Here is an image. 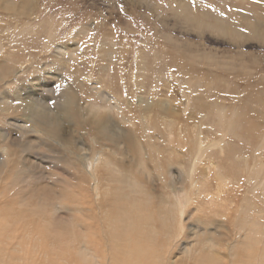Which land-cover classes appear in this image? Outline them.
Instances as JSON below:
<instances>
[{"label": "rangeland", "instance_id": "obj_1", "mask_svg": "<svg viewBox=\"0 0 264 264\" xmlns=\"http://www.w3.org/2000/svg\"><path fill=\"white\" fill-rule=\"evenodd\" d=\"M0 264H264V0H0Z\"/></svg>", "mask_w": 264, "mask_h": 264}, {"label": "bare ground", "instance_id": "obj_2", "mask_svg": "<svg viewBox=\"0 0 264 264\" xmlns=\"http://www.w3.org/2000/svg\"><path fill=\"white\" fill-rule=\"evenodd\" d=\"M62 53V52H61ZM71 95V94H70ZM70 95H68V99H69V102H70V99H71V96ZM73 101V100H72ZM20 104V103H19ZM18 107V106H17ZM21 107V106H20ZM116 108H118V109H120V105L118 104V106H116ZM108 165V164H107ZM179 214V213H178ZM182 228V221H181V219H180V224H179V230ZM85 258V257H84ZM87 261H89L90 259L88 258L87 259V257L85 258ZM91 262V261H90ZM86 263V262H85Z\"/></svg>", "mask_w": 264, "mask_h": 264}]
</instances>
